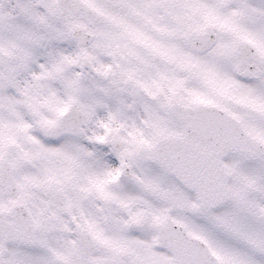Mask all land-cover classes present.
Returning a JSON list of instances; mask_svg holds the SVG:
<instances>
[{
	"label": "snow or ice",
	"instance_id": "snow-or-ice-1",
	"mask_svg": "<svg viewBox=\"0 0 264 264\" xmlns=\"http://www.w3.org/2000/svg\"><path fill=\"white\" fill-rule=\"evenodd\" d=\"M0 264H264V0H0Z\"/></svg>",
	"mask_w": 264,
	"mask_h": 264
}]
</instances>
